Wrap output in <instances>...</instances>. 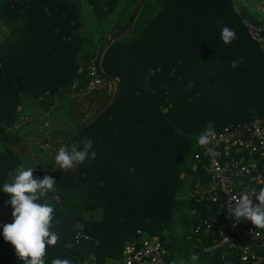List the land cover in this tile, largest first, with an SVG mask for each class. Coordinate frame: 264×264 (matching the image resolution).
I'll list each match as a JSON object with an SVG mask.
<instances>
[{
  "label": "trees",
  "instance_id": "16d2710c",
  "mask_svg": "<svg viewBox=\"0 0 264 264\" xmlns=\"http://www.w3.org/2000/svg\"><path fill=\"white\" fill-rule=\"evenodd\" d=\"M139 1L85 3L99 21L118 13L115 35L128 24ZM258 2L264 6V0ZM147 6L148 2L129 33L134 39L116 40L101 59L103 72L118 80L119 92L94 124L73 137L78 150H83L85 138L92 148L85 162L63 176L58 172L66 171L58 169L55 160L25 163L15 146L27 127H44L38 119L42 115L33 110L49 113L75 94L73 88L79 91L88 84L82 60L89 52L83 51L86 43L77 35L82 28L80 5L74 0H0V24L8 30V41L0 40V207L8 196L3 185L12 182L16 169L58 171H33L34 179L49 175L56 180V190L38 201L53 207L50 230L59 236L55 246L47 247L45 264L55 258L79 264L90 254L100 264L118 262L125 246L140 238L137 232L166 245L170 254L164 264H191L193 254L196 264H226L222 249L205 251L218 239L204 235V227L198 229L191 214L198 207L188 198V180L196 138L209 123L220 130L264 117L262 53L230 0H163L138 29ZM243 16L264 28V11L244 8ZM225 26L236 32L228 45L220 37ZM1 30L0 26V35ZM102 43L99 51L106 42ZM241 59L238 67H231ZM111 96L107 93L96 111L72 124L63 135V146L68 134L89 121ZM25 118L32 121L22 124ZM12 211L9 203L0 222L11 224ZM77 223L88 237L78 244ZM0 264H23L14 246L4 240L3 228Z\"/></svg>",
  "mask_w": 264,
  "mask_h": 264
},
{
  "label": "built area",
  "instance_id": "2783aa9c",
  "mask_svg": "<svg viewBox=\"0 0 264 264\" xmlns=\"http://www.w3.org/2000/svg\"><path fill=\"white\" fill-rule=\"evenodd\" d=\"M230 1L250 39L261 50L264 62V28L243 16L244 0ZM87 71V86L79 91L73 88L75 94L89 95L102 87L113 93V83L102 77L97 64ZM31 121V118H25L22 124ZM215 133L216 137L206 147L196 142L188 198L206 215L201 216L198 208L191 214L198 220V229L204 227V235L218 239L215 246L205 251L222 249L226 264H264V230L254 228L250 221L236 222L231 212L235 205L233 197L247 192L253 203H257L253 191L258 194L264 188V117L256 116L247 124L226 126ZM6 224L1 221L0 228ZM75 229L76 244L88 240L83 235V225L77 223ZM137 234L140 238L125 246L123 257L117 264H164L170 254L166 245L157 237ZM79 264L100 263L94 254H90Z\"/></svg>",
  "mask_w": 264,
  "mask_h": 264
},
{
  "label": "clouds",
  "instance_id": "9594fccd",
  "mask_svg": "<svg viewBox=\"0 0 264 264\" xmlns=\"http://www.w3.org/2000/svg\"><path fill=\"white\" fill-rule=\"evenodd\" d=\"M220 37L225 45L236 39V32L227 26L221 29ZM242 59L233 61L232 68L242 63ZM216 137L214 125L209 123L198 135L196 142L201 147H206ZM83 150H78L76 145L61 146L55 155L58 169L68 171L77 164L85 162L89 158V150L92 141L85 138L81 141ZM91 158H95V152H91ZM56 180L49 175L43 179H34L32 168L25 170L23 167L16 169L11 183H5L2 191L11 196L9 201L12 211V223L3 227V237L6 242L14 246L18 258L23 264H45L46 249L55 246L59 240L57 233L52 232L51 222L54 209L46 203H38L48 192H54ZM257 203H253L247 192L239 197H233L235 201L231 212L236 222L250 221L254 228L264 230V188L255 194ZM191 264H196L198 257H190ZM51 264H71L68 259L55 258Z\"/></svg>",
  "mask_w": 264,
  "mask_h": 264
},
{
  "label": "crops",
  "instance_id": "0c3cea01",
  "mask_svg": "<svg viewBox=\"0 0 264 264\" xmlns=\"http://www.w3.org/2000/svg\"><path fill=\"white\" fill-rule=\"evenodd\" d=\"M107 93L105 88H101L91 95L72 94L66 97L64 101L57 103L49 113L33 110L42 115L38 119L45 122V128H42L44 131L38 129L35 124L27 127L19 135L21 141L15 146V152L24 159L25 163L47 164L50 161L49 159L54 162L59 148L64 145L62 141L63 135L72 127L73 123L84 121L96 111L104 103ZM68 111L70 115H67ZM65 117L67 118L65 119ZM57 131L61 135L56 134ZM44 138H47V142L49 141L52 144V148L45 150L44 146H40L39 142L44 141ZM37 143L39 146H36ZM55 143L57 147L54 145ZM39 148L43 152H39ZM107 264H117V262L109 261Z\"/></svg>",
  "mask_w": 264,
  "mask_h": 264
},
{
  "label": "rangeland",
  "instance_id": "374dc122",
  "mask_svg": "<svg viewBox=\"0 0 264 264\" xmlns=\"http://www.w3.org/2000/svg\"><path fill=\"white\" fill-rule=\"evenodd\" d=\"M74 1H77L79 3L80 9H81V20L80 21L82 22V28L77 32V35L79 38H81L86 43L83 51L89 52L88 54H87V52L85 53L87 55L82 60L83 67L88 69L90 66H92L94 64L95 61H97V59L99 57V54H97V52L100 53L99 45L102 42L103 43L108 42V40L112 37V35L116 29V26L115 25L113 26V24L120 19H119V15L117 13L116 15L110 16L107 20L99 21L92 14V12L90 11V8L85 3V0H74ZM147 2H148L147 10L143 14V20L140 23V25H138V29L141 26H143L144 23L158 10V8L160 7L163 0H146L144 5ZM244 2H245L244 8L248 12H253V11H255V9L259 10V11H264L263 10L264 6L262 5L263 3L258 2V0H244ZM136 6H135V8H136ZM135 8H134V10H135ZM119 10H121L120 7H119ZM127 15L128 14H126L125 17L122 19L123 21H120V23L122 25H124L126 23L127 18H128ZM135 23H136V20L134 22V25H135ZM128 24H129V22H128ZM128 24L124 28H126L128 26ZM134 25H133V28H134ZM0 26L2 29L1 30L2 34L0 35V40L1 41L2 40L8 41V38H7V35H8L7 31L8 30L3 25L0 24ZM130 32H128L127 34H125L123 36V37H125L124 39L126 41H131L134 39V35L129 34ZM106 43L103 45V48L105 47ZM43 128H45V125ZM40 141H42V140L40 139ZM39 144H40V146L41 145L44 146L45 150L52 148V146H51L52 144L49 141L46 143L39 142ZM184 180L186 181V179H184ZM183 195H185V194H183ZM178 230H179V228H178ZM190 238H191V235L187 234V240ZM178 263H180V261H178Z\"/></svg>",
  "mask_w": 264,
  "mask_h": 264
},
{
  "label": "water",
  "instance_id": "95a60500",
  "mask_svg": "<svg viewBox=\"0 0 264 264\" xmlns=\"http://www.w3.org/2000/svg\"><path fill=\"white\" fill-rule=\"evenodd\" d=\"M146 2V0H141L139 2V4L136 6L134 12L132 13L131 15V18H130V21H129V24L126 28H124L121 32L115 34L114 36H112L108 42L106 43L105 47L103 50L100 51L99 53V57L97 59V69L99 71V73L102 75V77H104V79H106L107 81L113 83L114 85V91L112 93V96L111 98L109 99V101L106 103V105L100 110L98 111L97 113H95L91 119L89 121H87L86 123L78 126L77 128H75L73 131H71L68 136H67V139H66V145L71 147L72 146V139L75 135H77L78 133H80L81 131L85 130L86 128H88L89 126H91L92 124H94L96 122L97 119H99L103 114L104 112L110 108V106L113 104V102L115 101V98L119 92V82L116 78H112V77H109L107 76L102 68H101V59L105 53V51L107 50V48H109L116 40L122 38L125 34H127L128 32H130L132 29H133V25H134V22L137 18V15L140 11V9L142 8V6L144 5V3ZM27 168H32L33 171H37V170H41V169H44V170H50V171H53V172H58L56 169L54 168H48V167H27ZM27 168H25V170H27ZM75 168V167H74ZM73 169H70L66 172H58L60 175H63V176H66V175H70L72 172H73ZM11 199V196L8 194V196L5 198L3 204L1 205L0 207V216L4 213V211L6 210L7 206L9 205V201Z\"/></svg>",
  "mask_w": 264,
  "mask_h": 264
}]
</instances>
